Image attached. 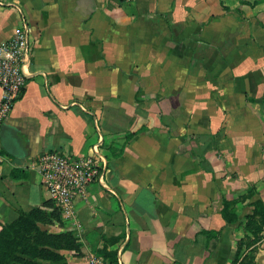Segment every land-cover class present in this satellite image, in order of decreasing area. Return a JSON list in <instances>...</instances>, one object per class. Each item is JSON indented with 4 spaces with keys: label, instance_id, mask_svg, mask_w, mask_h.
Returning <instances> with one entry per match:
<instances>
[{
    "label": "crops",
    "instance_id": "1",
    "mask_svg": "<svg viewBox=\"0 0 264 264\" xmlns=\"http://www.w3.org/2000/svg\"><path fill=\"white\" fill-rule=\"evenodd\" d=\"M22 18L33 55L0 127V231L56 208L31 162L98 146L103 180L73 220L40 225L81 239L68 263L232 264L244 231L224 201H264V0H0V44Z\"/></svg>",
    "mask_w": 264,
    "mask_h": 264
},
{
    "label": "built area",
    "instance_id": "2",
    "mask_svg": "<svg viewBox=\"0 0 264 264\" xmlns=\"http://www.w3.org/2000/svg\"><path fill=\"white\" fill-rule=\"evenodd\" d=\"M32 55L33 40L30 27L25 18H22V25L15 35L0 44V127L22 97L27 84L26 69ZM98 148L96 146L90 154L83 156H69L56 150L48 151L31 162L30 168L40 174L50 200L68 221L75 217V199L79 196L85 197L89 186L101 182L108 171L106 158ZM6 162L7 157L0 148V169ZM87 264L110 263L93 255Z\"/></svg>",
    "mask_w": 264,
    "mask_h": 264
},
{
    "label": "trees",
    "instance_id": "3",
    "mask_svg": "<svg viewBox=\"0 0 264 264\" xmlns=\"http://www.w3.org/2000/svg\"><path fill=\"white\" fill-rule=\"evenodd\" d=\"M253 196L254 190L250 189L237 199L225 200L223 209L225 220L228 223L239 222L241 219L237 207L247 202V206L253 209L251 214L243 217L242 225L247 232L262 231L264 229V201L258 199L250 202ZM57 222L62 223V214L57 208L50 212L42 208H34L28 212L20 211L18 218L3 225L0 231V264H70L62 251H72L80 255L83 243L73 231L52 233L43 230L40 226ZM213 235L217 236L218 233H213ZM240 241L237 242L238 249L235 255L237 259L244 248L251 246ZM102 256L110 264H117L116 253L104 251Z\"/></svg>",
    "mask_w": 264,
    "mask_h": 264
},
{
    "label": "rangeland",
    "instance_id": "4",
    "mask_svg": "<svg viewBox=\"0 0 264 264\" xmlns=\"http://www.w3.org/2000/svg\"><path fill=\"white\" fill-rule=\"evenodd\" d=\"M241 222L239 226L243 228L244 234L240 235L241 238L237 240V242L244 241L247 245H251L250 248H244L240 257L237 259H233L232 264H264V229L259 232L257 231H248L242 225L244 219L240 218ZM240 241V242H241ZM238 249V245H236L235 255ZM235 260V261H234Z\"/></svg>",
    "mask_w": 264,
    "mask_h": 264
}]
</instances>
